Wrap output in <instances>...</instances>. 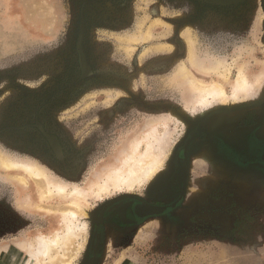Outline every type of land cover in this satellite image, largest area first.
<instances>
[{"label": "rangeland", "instance_id": "374dc122", "mask_svg": "<svg viewBox=\"0 0 264 264\" xmlns=\"http://www.w3.org/2000/svg\"><path fill=\"white\" fill-rule=\"evenodd\" d=\"M218 61L231 66L227 95L239 67L261 85L253 97L201 110L176 73L184 66L211 82ZM152 126L165 152L150 181L96 196L92 183ZM249 148L264 151V0H0V159L33 163L87 193L82 246L68 264L89 257L100 219L96 264H264V172L224 151ZM183 182V199L165 215L125 218L139 200L173 202ZM34 183L0 168V264L23 262L36 236L63 230L51 209L66 201L40 200Z\"/></svg>", "mask_w": 264, "mask_h": 264}, {"label": "bare ground", "instance_id": "6f19581e", "mask_svg": "<svg viewBox=\"0 0 264 264\" xmlns=\"http://www.w3.org/2000/svg\"><path fill=\"white\" fill-rule=\"evenodd\" d=\"M188 50H191L190 46L188 47ZM190 61L195 67L202 68V62L196 60L194 55H192V52ZM230 67L231 66H228L225 62H216L214 66L209 68V70L215 72L218 75V79L207 83L197 82L196 80L190 78L184 66H181L176 74H179L180 77L186 80L189 89L191 90L192 103L199 106L201 110H203L213 104L215 105L217 102L247 99L255 95L257 89L261 85L262 78L255 76V80L251 82L243 67H239L236 70L237 72L229 87L231 90L230 96L227 95L224 85L229 81L231 72ZM202 71L203 70H201V72ZM258 75L261 76L262 74ZM151 128L152 129H149L140 141L134 142V144L129 147L130 150L128 152H124L118 156L119 158L117 161L120 162L119 166L114 168L110 167V170L105 174V177L100 183H92V187H97L96 196H99L101 193L111 192V190H131L135 185H143L146 181L153 177L164 156L165 151L163 152V150L165 135L163 136L162 134L161 137L160 134L157 133L154 126ZM143 141L146 142V146L144 151L140 152L139 149ZM0 168L7 172H23L28 177L32 178L35 182L34 184L40 190V200L44 201L51 198H62L67 203L66 207L63 209L59 207H53L51 209V206H49L53 212L61 211L63 216V219H61L63 220V230L61 232L55 231L51 236H45L42 234L36 236L32 243H29L27 246L28 249L26 251L24 261L21 263L18 262V264L70 263L71 259L76 256L82 246L80 243L75 244L77 242L76 240L78 237H83V233L86 231V225L79 219V217L84 215V211L81 212V202L86 201L87 193L78 188L68 190L66 185L54 183L52 180L50 181L44 172L33 163L16 162L10 159L2 158L0 159ZM13 178L21 185L26 186L25 178L18 175ZM89 191L93 192L91 188H89ZM23 250H25V248ZM13 263L14 261L10 262V264Z\"/></svg>", "mask_w": 264, "mask_h": 264}, {"label": "flooded vegetation", "instance_id": "af4514ba", "mask_svg": "<svg viewBox=\"0 0 264 264\" xmlns=\"http://www.w3.org/2000/svg\"><path fill=\"white\" fill-rule=\"evenodd\" d=\"M204 136L209 141L210 135L209 134H205ZM49 139L51 140V142L53 144V147L55 149H58V145H57L56 140L53 137H50ZM191 140H192V135L190 134L186 138V140L184 141V143H183V145H182V147L180 149V154L182 156L181 160H183L184 163H185V160H186L185 158H186V155H187V149L189 147V143L191 142ZM221 148H223V147H221ZM224 151H227V153L230 154L229 156L235 157L236 160L238 159L239 162L243 165V167L256 168V169H259V170L264 172V151L263 152L259 151L258 155H254L255 153L250 151V148L246 149V150L243 149L242 150L243 152L240 153V154L239 153L235 154L234 151L231 150V149L230 150L229 149H224ZM237 156H239V157H237ZM183 180H184V178H183ZM185 189H186V186H185V183L183 182L182 185H181V188H180V191H179V194H178L177 198L173 202H171V203H169L167 205L159 204V203H148L145 200H139V202H135V204L131 208H129L128 206L127 207L125 206V209H123V213L125 214V218L128 219V221L136 222V221H141V220L148 219L150 217L165 215V213H167L168 211H170L174 207H176L177 204L183 199V197L185 195ZM158 194H159V192L157 190L155 192V195H158ZM113 201H115L114 203H116L118 201V199H114V200L110 201L109 203H107L106 204V208H108L110 206L109 204L111 202H113ZM141 202H144L145 204L149 205V207L154 209V210L162 209V211H161V213H158V214H150V215H145L143 217H137L136 211H139V210L136 209V208H137V206L141 205ZM114 203H112V204H114ZM105 209L102 208L101 212L103 210H105ZM141 209L143 211L149 210V208H146V207H143Z\"/></svg>", "mask_w": 264, "mask_h": 264}, {"label": "water", "instance_id": "95a60500", "mask_svg": "<svg viewBox=\"0 0 264 264\" xmlns=\"http://www.w3.org/2000/svg\"><path fill=\"white\" fill-rule=\"evenodd\" d=\"M242 0H210V2L215 3V4H220V5H226V4H234L238 3ZM81 65H82V71L83 73H86L88 71L87 64L84 59V55L81 52ZM115 201L111 202L109 205L114 203ZM146 207L149 208L147 211H143L141 208ZM106 208V205L103 207V209ZM139 211H136L137 217H143L145 215H150V214H158L161 213L162 209L160 210H154L149 207V205L145 204L144 202H141L140 206H137ZM104 211V210H103ZM103 211L100 213V217H102ZM102 224H101V219L99 220V223L96 227L93 241L91 243V251L89 257L85 260L84 264H96L97 258H98V253L101 248V243H102Z\"/></svg>", "mask_w": 264, "mask_h": 264}]
</instances>
